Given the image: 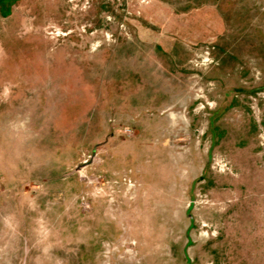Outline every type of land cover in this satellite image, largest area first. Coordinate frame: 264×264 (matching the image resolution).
<instances>
[{
  "label": "rangeland",
  "instance_id": "374dc122",
  "mask_svg": "<svg viewBox=\"0 0 264 264\" xmlns=\"http://www.w3.org/2000/svg\"><path fill=\"white\" fill-rule=\"evenodd\" d=\"M263 189L264 0H0V264H264Z\"/></svg>",
  "mask_w": 264,
  "mask_h": 264
},
{
  "label": "bare ground",
  "instance_id": "6f19581e",
  "mask_svg": "<svg viewBox=\"0 0 264 264\" xmlns=\"http://www.w3.org/2000/svg\"><path fill=\"white\" fill-rule=\"evenodd\" d=\"M264 190V189H263ZM259 202H260V205L261 204H263V197H262V195L260 196V199H259ZM262 207H263V205H262ZM260 208V207H259ZM258 208V209H259ZM263 210V209H262ZM260 211V210H259ZM258 211V212H259ZM259 216H258V228H259V232H260V230H262L263 229V226H264V223H263V216H264V213L262 212V211H260V213L258 214ZM245 232H247L248 231V228L245 226ZM263 231V230H262ZM262 233V232H261Z\"/></svg>",
  "mask_w": 264,
  "mask_h": 264
}]
</instances>
